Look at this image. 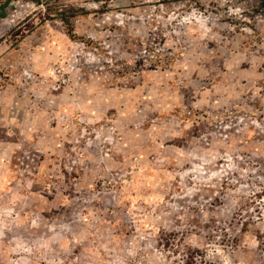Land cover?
<instances>
[{"label":"rangeland","instance_id":"rangeland-1","mask_svg":"<svg viewBox=\"0 0 264 264\" xmlns=\"http://www.w3.org/2000/svg\"><path fill=\"white\" fill-rule=\"evenodd\" d=\"M8 8L0 264H264L263 0Z\"/></svg>","mask_w":264,"mask_h":264},{"label":"crops","instance_id":"crops-1","mask_svg":"<svg viewBox=\"0 0 264 264\" xmlns=\"http://www.w3.org/2000/svg\"><path fill=\"white\" fill-rule=\"evenodd\" d=\"M261 1L262 0H248V2L251 5H257ZM5 2H6V0H0V26L2 25V27L7 24L6 19H8L7 16L10 15L9 14L10 9L8 7H9V4L12 2V0H10L9 3L4 6ZM263 2H264V0H263ZM1 13H6V15L5 16H1ZM8 29H10V27H8V26L3 27L4 31H7ZM0 30H2V28H0Z\"/></svg>","mask_w":264,"mask_h":264},{"label":"trees","instance_id":"trees-1","mask_svg":"<svg viewBox=\"0 0 264 264\" xmlns=\"http://www.w3.org/2000/svg\"><path fill=\"white\" fill-rule=\"evenodd\" d=\"M10 0H6V2L4 3V6L7 5L9 3ZM6 13H1V16H5ZM65 19V18H63ZM68 34L70 35L71 38L76 39L78 36L76 33L73 32V26L69 25L68 28Z\"/></svg>","mask_w":264,"mask_h":264}]
</instances>
